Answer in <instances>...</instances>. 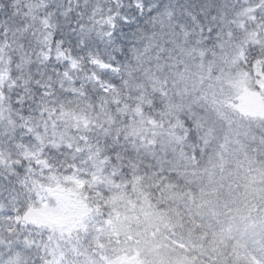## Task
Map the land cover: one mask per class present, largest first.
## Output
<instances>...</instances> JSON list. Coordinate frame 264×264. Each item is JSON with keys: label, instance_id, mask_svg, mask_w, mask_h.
<instances>
[{"label": "snow or ice", "instance_id": "1", "mask_svg": "<svg viewBox=\"0 0 264 264\" xmlns=\"http://www.w3.org/2000/svg\"><path fill=\"white\" fill-rule=\"evenodd\" d=\"M0 264H264V0H0Z\"/></svg>", "mask_w": 264, "mask_h": 264}]
</instances>
